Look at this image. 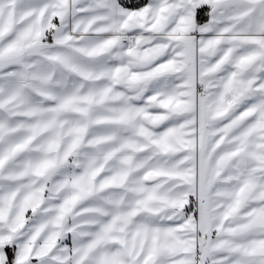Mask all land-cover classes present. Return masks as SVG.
Returning <instances> with one entry per match:
<instances>
[{
	"label": "snow or ice",
	"instance_id": "obj_1",
	"mask_svg": "<svg viewBox=\"0 0 264 264\" xmlns=\"http://www.w3.org/2000/svg\"><path fill=\"white\" fill-rule=\"evenodd\" d=\"M0 264H264V0H0Z\"/></svg>",
	"mask_w": 264,
	"mask_h": 264
}]
</instances>
